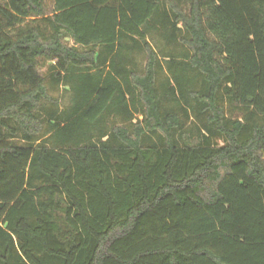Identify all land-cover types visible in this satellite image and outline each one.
Returning <instances> with one entry per match:
<instances>
[{
  "label": "trees",
  "instance_id": "1",
  "mask_svg": "<svg viewBox=\"0 0 264 264\" xmlns=\"http://www.w3.org/2000/svg\"><path fill=\"white\" fill-rule=\"evenodd\" d=\"M50 3L0 0V264H264V0Z\"/></svg>",
  "mask_w": 264,
  "mask_h": 264
},
{
  "label": "rangeland",
  "instance_id": "2",
  "mask_svg": "<svg viewBox=\"0 0 264 264\" xmlns=\"http://www.w3.org/2000/svg\"><path fill=\"white\" fill-rule=\"evenodd\" d=\"M52 0H49V3L51 2ZM51 4V3H50ZM46 71H44L45 73ZM68 89L62 87L60 88L59 92L57 93L58 97H60V100H61V104L63 107H66L67 104H68V100H69V93L67 91Z\"/></svg>",
  "mask_w": 264,
  "mask_h": 264
}]
</instances>
